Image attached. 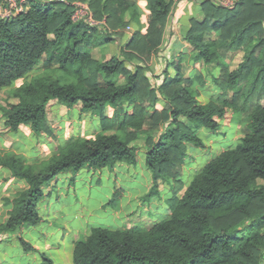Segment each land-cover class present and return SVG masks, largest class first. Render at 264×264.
Wrapping results in <instances>:
<instances>
[{
	"label": "trees",
	"instance_id": "obj_1",
	"mask_svg": "<svg viewBox=\"0 0 264 264\" xmlns=\"http://www.w3.org/2000/svg\"><path fill=\"white\" fill-rule=\"evenodd\" d=\"M74 1L31 0L27 11L0 17V91L43 60L42 72L10 90L0 105V120L12 132L30 124L36 135L51 133L49 105L54 100L68 107L81 104L82 111L98 114L112 106L115 114L103 116L102 128L94 136L71 137L49 158L29 161L23 153L0 150V166L27 183L5 198L11 208L0 223V241L42 221L38 202L60 172L113 169L121 161L131 164L141 144L153 173L147 196L159 194L161 182L179 176L189 144L205 147L198 130L217 131L231 110L232 121L241 125L244 115L249 119L244 134L208 160L183 194L170 198L166 218L148 227L94 226L90 233L76 235L73 260L74 264H261L264 184L258 181H264V103L251 106L248 101L264 98V0H240L234 8L201 0L203 16L192 17L183 29L184 39L194 49L190 60L220 69L212 75L220 90L205 103L194 94L204 88L205 77L196 72L187 76L186 52L168 63L158 86L137 62L146 63L159 50L175 0H144L149 11L146 30L138 1L88 0L95 17L105 19L109 30L104 31L72 21ZM128 26L135 28L129 37ZM113 34L121 42L128 37L119 55L96 49L115 40ZM239 52L242 61L229 69ZM170 65L173 74L168 73ZM160 98L165 101L162 108L157 107ZM124 103L133 108L124 109ZM110 203L115 206V199ZM18 238L30 248L20 234Z\"/></svg>",
	"mask_w": 264,
	"mask_h": 264
},
{
	"label": "rangeland",
	"instance_id": "obj_2",
	"mask_svg": "<svg viewBox=\"0 0 264 264\" xmlns=\"http://www.w3.org/2000/svg\"><path fill=\"white\" fill-rule=\"evenodd\" d=\"M136 1H138L139 10L142 14V20L144 22L143 30H146L145 28L148 25L147 20L149 12L147 9V4L144 0ZM203 10L204 9L201 6V0H175V6L170 15V21H168L169 23L165 30L164 41L161 44L159 50L156 51L151 59L146 63H142L141 61L137 60L138 64L143 66L145 73L151 78V81L153 83L160 84L163 81L165 77L166 65L171 61L174 55L179 53L178 49L185 51L188 54V59L186 60L188 67V64L191 61L190 56L193 54L194 49L188 42L185 41L183 29L190 25L188 21L191 22L192 16L201 18L204 14ZM99 28L102 31H104V29L109 30V27L106 25V23L100 25ZM127 30L131 31L126 28L125 31L127 32ZM113 36L115 37V40L107 42L105 43V45L99 46L96 49L101 50V52H103L104 54L108 53L109 55H119L121 53V46L116 43L118 36L115 34H113ZM126 40L127 37L124 36L122 41L127 42ZM242 59L243 52H239L238 54H236L232 59L231 65H229V69L237 68ZM127 64L129 65V67H135L128 62ZM193 65L189 67V71H186V74H188L187 76L193 73L191 72L193 68H198L197 70L199 72L201 70V72L198 74L202 75H204L205 68L207 70L211 69V75L208 74L207 76H203L205 77V83L203 86L204 88H206L201 89L200 86L198 90L194 92L200 102H205L210 99L213 94L219 92L220 90L214 85V81L211 78L213 75V65H205L202 61L197 62ZM39 66L40 65H38V67ZM42 66L43 65H41L40 67ZM169 69L172 70V67L170 66ZM35 71L39 73L38 68H36L26 74L24 76H27L25 79H29L32 73L36 75L37 73ZM98 79L99 77L92 78L93 81H98ZM23 80L24 79H18L16 81V85H19ZM122 80L123 79H121V81ZM12 88L7 86L0 91V105L5 104V101L8 99V93L10 92V90H12ZM249 90L250 86L247 87L246 91L249 93ZM10 100L13 101L14 99ZM254 100L248 101V105H256L255 102H257V104L264 103V98H258ZM60 105L62 106H59L57 101L55 100L52 101L49 105V115L52 118L51 120L53 122L54 132L56 134H59V132L63 131L62 134L68 137L74 133L75 129L78 131L80 130L82 133L84 132L89 136L96 133V130L94 128H96L98 125V119L96 118H99L98 113L88 112L83 116V119L81 120L82 123L81 121H79L78 123H74L76 122V120L72 119V116L76 115V107L79 105L69 107L68 110L66 109V107L68 106L61 103ZM232 119L233 112L229 110L226 118H224L222 121L223 125H221L217 131H210L205 127L200 128L201 132H204L206 130V134L204 135V138L206 140L205 147L197 150L195 149L190 154L189 149L192 148V146L189 145L188 155L186 157L187 160H185V163L182 167L183 179L175 181L174 178H170L166 180L168 185L165 182H161L159 186L161 188L160 194H157L152 198H143V195L146 192V185L148 181L150 182L152 180L153 173L147 164L145 152L140 151L142 148H146V146L144 144H141V147L137 154V160L129 164L128 166V174L132 175L131 179H128V181H123V177L121 176L122 189L125 188L127 193L121 196L119 201H123V203L126 204L127 207L123 208L126 209V211H121L117 214L115 213L114 210L117 208L116 203H114V206L110 203V201L111 199L116 198V194L106 186H102L99 188H97L96 186H92L94 176H90L88 175V173L78 174V172H70V175H68V179H62L63 177H60L57 185L51 186V195L47 200L48 202H50V205L55 206L53 215L47 220L48 223L51 224V226L46 227L45 231L40 230L35 232L34 239L44 247L46 243L51 246L48 249H44V251L53 260L54 264H70L65 257L68 250L70 249V243L74 244V240L77 234L82 236L84 234H88L92 226L107 225L111 227H148L153 223L166 218L171 212L170 199L167 198L172 193H175L174 189L176 187L179 188L180 194L184 191V186L180 187L181 184H179V182L182 181V184H189L193 175L202 168L203 164L206 161L214 157L217 153L222 151V149L227 148L228 146L235 145V143L240 140V137L246 130L249 119L244 115L242 119V125H240L236 120L233 121L232 124ZM1 139L3 141V145L2 142H0L1 151H14L8 149L15 147V145L12 144L18 142V139L17 137L13 136L9 130H7V128L0 120V140ZM50 141L54 144L57 143L55 142L54 138H50ZM38 143L40 142H36L34 146H36V148L39 149L38 151L41 152L40 155L42 156V158L40 159L48 158L49 155L47 154H50V151H47V149H45L46 151H44V147L41 144L38 145ZM32 148L33 146L26 142L23 147L20 148V153L29 155L33 150ZM116 173H118L117 170ZM114 174L112 175L111 179L102 177L103 181L106 184H109L110 188L119 187V182L116 181ZM58 176L56 175L54 177V180ZM5 183L7 184L6 186H12L13 188H16L17 186V183L11 180L9 171L4 172L3 178H0V216H3L4 210L6 209L4 199L5 195L8 193H6V191L2 187L3 185H5ZM51 183L52 181L48 184V186ZM258 184L263 185L264 181L259 180ZM88 193H92L91 198L87 197ZM161 198H163L164 200L161 201ZM110 205H112L113 207H110ZM103 207L105 209L100 213V209L102 210ZM43 211L44 210H41L42 213ZM126 212L130 213V216H127ZM61 213H64V216H62ZM3 217L5 218V216ZM58 226H61V228H57ZM56 230L58 231L55 232ZM66 231H69V236H66L67 234H64V232ZM21 233L22 230L20 233L10 232L4 239L7 238L9 240L10 238L17 237L18 241L21 243L18 238V234L22 236ZM72 233L74 236L72 235ZM14 249L15 253H18L19 249H16V247H14ZM9 260H12L13 262H10ZM0 264H20L19 262H17V256H14L12 247L8 242H0ZM261 264H264V259L261 261Z\"/></svg>",
	"mask_w": 264,
	"mask_h": 264
},
{
	"label": "crops",
	"instance_id": "obj_3",
	"mask_svg": "<svg viewBox=\"0 0 264 264\" xmlns=\"http://www.w3.org/2000/svg\"><path fill=\"white\" fill-rule=\"evenodd\" d=\"M2 0H0V2H1ZM193 17V16H192ZM169 19H170V17H169ZM168 19V21H170ZM189 23H191L190 21H188ZM169 23V22H168ZM168 23H167V25H168ZM132 27V26H131ZM134 29L135 28H133L132 27V30L134 31ZM146 29V28H145ZM163 41H164V39H163ZM186 41V40H185ZM116 43L118 44V45H124L126 42H121V40H120V38H118L117 39V41H116ZM163 43V42H162ZM161 46V45H160ZM179 50V53H177L176 55H174V57L172 58V59H174V58H176V57H178L180 54H182L183 52H185V51H182V50H180V49H178ZM155 54V53H154ZM153 54V55H154ZM152 55V56H153ZM171 59V60H172ZM200 61H202V60H199V61H196L195 63H193V61H190V65H189V67L191 66V65H193V64H196L197 62H200ZM203 62V64H205L206 65V63L204 62V61H202ZM40 63H42V64H40ZM169 63V62H168ZM231 63H232V61H230V63H229V65H231ZM38 65H43V60L42 61H40L39 63H38ZM38 67L37 66V68H38V72L40 73V72H42V70H43V66L42 67ZM167 66H168V64L166 65V68H167ZM171 66V65H170ZM170 66L168 67V73L169 74H173L174 73V68H173V66H171L172 67V70H170L169 68H170ZM194 66V65H193ZM189 67H188V71H189ZM165 68V69H166ZM193 68V67H192ZM212 68H213V74H216V75H218L219 74V67L216 65V64H214L213 66H212ZM198 68H193L192 70H191V72H193V73H200L201 72V70H200V72L197 70ZM205 71H204V76H207L208 74H210L211 75V73H210V71H208L206 68L204 69ZM36 73H37V71H35ZM189 73V72H188ZM192 73V74H193ZM38 74V73H37ZM192 74H189V75H192ZM34 74L32 73V75H30V78L33 76ZM188 75V74H187ZM27 77V76H26ZM26 77H23V78H20V79H24V80H30V78L29 79H25ZM212 79H213V77H211ZM151 79V78H150ZM18 80V79H17ZM17 80H15L14 82H13V84L11 85V86H8V87H13V88H15V87H17L18 85H16V81ZM24 80L21 82V83H23L24 82ZM20 83V84H21ZM151 83L152 84H154V85H160V84H156V83H153L152 81H151ZM19 84V85H20ZM206 88V87H205ZM204 88V89H205ZM209 100V99H208ZM206 102V101H205ZM204 102V103H205ZM58 103V102H57ZM164 103H165V101L163 100V99H161L160 98V100L158 101V104H157V107L158 108H162L163 107V105H164ZM58 105L59 106H62V105H60V103H58ZM79 106H77L76 108V115H74V116H72V119H74V120H76V122H74V123H78L79 121H81L82 119H83V116L85 115V114H87L88 112H84V111H82V109H81V104H78ZM123 107H124V109H127V110H131L132 108H133V105L132 104H129V103H124L123 105H122ZM121 107V106H120ZM66 109L68 110L69 109V107H66ZM115 109L112 107V106H108L107 107V109L105 110V112L103 113V114H99L98 116H99V118L98 117H96L97 119H98V125H97V127L96 128H94L95 130H96V133L97 132H99L100 130H101V128H102V119H103V116L105 115V116H109V117H112L114 114H115ZM49 117H50V115H49ZM226 118V117H225ZM50 119H52L51 117H50ZM222 121H223V119H222ZM51 122H52V120H51ZM81 123H82V121H81ZM65 124V123H64ZM232 124H233V121H232ZM223 125V124H222ZM242 125V124H241ZM51 126H52V132L51 133H47V132H43L42 134H40V135H36L35 133H34V131L32 130V128H31V125L30 124H23V125H21L20 126V128H19V130L17 131V132H12V131H10L9 130V128H7V130H9L11 133H12V135L13 136H15V137H17V139H18V142H16V143H14V144H12V145H15V147H13V148H9L8 150H14L15 152H18V153H20V148L21 147H23V145L27 142V143H29V144H31L32 146H33V150L30 152V154L29 155H27V154H25L26 155V157L28 158V160L29 161H35V160H38V159H40V158H42V156L40 155V153L41 152H39L38 150L39 149H37L36 148V146H34L35 145V143L36 142H40V143H38V145H42L44 148V151H46L45 149H47V151H50V154H47V155H49V157H51L52 156V154H53V152H54V150H55V148H56V145H58V144H65L71 137H77V136H80V135H83V136H87V137H92V136H94V135H91V136H89V135H87V134H85L84 132V134L79 130H74V133L73 134H71L70 136H68V137H66V136H64V134H62L63 133V131H61V132H59V134H56L55 132H54V125H53V122H52V124H51ZM229 126V125H228ZM89 127V126H88ZM200 132H201V129H199L198 130V134L203 138V140L205 141V143H206V140H205V138H204V135L206 134V130L204 131V132H201V134H200ZM82 133V134H81ZM35 136V137H34ZM34 137V138H33ZM2 138V137H1ZM50 138H54L55 139V142H57V143H52L51 141H50ZM0 142H2V145H3V141H2V139L0 140ZM237 143V142H236ZM235 143V144H236ZM189 145H191L192 146V148H190L189 149V151H190V154H191V152H193L195 149L197 150V149H200V148H197V147H195V146H193L192 144H189ZM233 146V145H232ZM11 147V146H10ZM228 147H230V146H228ZM225 149V148H224ZM223 150V149H222ZM140 151H143V152H145V154H147V150H146V148H142ZM46 155V156H47ZM48 157V158H49ZM187 160V159H186ZM210 160V159H209ZM146 161H147V159H146ZM207 162V161H206ZM205 162V163H206ZM126 162H123V161H121V162H117L116 164H115V166H114V169L113 170H109V168L108 167H105V168H102V169H97V168H93V167H84V168H82L80 171H78V174H80V173H88V175H90V176H94L93 177V183H92V186H96L97 188H99V187H102V186H106L108 189H110V190H112L113 191V193H115L116 194V198H115V203H116V209H117V211H116V209L114 210L115 211V213L117 214V213H119V212H121V211H126V209H123L124 207H127L126 206V204H124L123 203V201L122 202H120L119 201V199H120V197L121 196H123L124 194H126L127 192H126V190H125V188L124 189H122V182H121V176L123 177V181H128V179H131V177H132V175H129L128 174V166H129V164L128 163H126ZM185 163V162H184ZM204 163V164H205ZM203 164V165H204ZM182 167H183V165H182ZM182 167H181V172H180V174H179V176L175 179V181H178V180H181V179H183V174H182ZM203 167V166H202ZM116 170H117V172L119 173H116ZM0 178L2 177L3 178V174H4V172H7V171H9L8 169H6V168H4V167H1L0 166ZM198 172V171H197ZM9 173H10V177H11V180L12 181H14V182H16L17 183V186H16V188H13L12 186H6L7 184L5 183V185H3L2 187H3V189L6 191V193H8V194H6L5 195V198L6 197H11V196H13L17 191H19V190H21V189H23V188H25V187H27V183L24 181V180H21V179H18V178H16V177H13L12 175H11V172L9 171ZM70 172H60L57 176V178L54 180H52V183L49 185V186H46L45 188H44V197L38 202V210H39V213H40V215H41V217H42V221L38 224V225H35V226H33V225H30V226H25V227H23V229H22V237L28 242V244H30V248L29 249H26L23 245H22V243H20L19 241H18V239H17V237L15 238V237H13V238H10L9 240L6 238V239H3V240H1L0 242H8L9 243V245L12 247V250H13V252H14V256H17V262H19L20 264H31V263H38V264H48L49 262H48V260L50 261V263L49 264H54V262H53V260L46 254V252L44 251V249H48V248H50L51 246L48 244V243H46V245H45V247L44 246H42L38 241H36L34 238H35V232H37V231H45L46 230V227H50L51 226V224L50 223H48V218L49 217H51L52 215H53V212H54V208H55V206L54 205H50V202H48L47 200H48V198H49V196L51 195V191H50V189H51V186H55V185H57V183H58V180L60 179V177H63L62 179H68L69 178V176L68 175H70L69 174ZM115 173V174H114ZM114 174V177H115V179H116V181H118L119 183V187H117V188H110V186H109V184H106L104 181H103V179H102V177H107V179H111V177H112V175ZM192 179V178H191ZM191 181V180H190ZM166 184H167V182L166 181H164ZM152 184H153V176H152V180L149 182L148 181V183H147V185H146V192H145V194L143 195V198L145 197H148L147 196V193L149 192V190H150V188H151V186H152ZM163 184V183H162ZM179 184H181V186L180 187H182V186H184V189L183 190H185L186 189V187L188 186V183H186V184H182V181H180L179 182ZM168 185V184H167ZM165 187H167V186H165ZM165 187H162V188H165ZM7 188H8V191H7ZM160 188V187H159ZM2 189V188H1ZM160 190H161V188H160ZM175 190V193L173 194H171L167 199H170L171 197H173V195H175V194H178V195H181V194H183V192L180 194V190H179V188H175L174 189ZM89 192V191H88ZM87 193V192H86ZM129 193V192H128ZM160 194V193H159ZM157 194H155V195H152V196H150V197H148V198H152V197H154V196H156ZM91 196H92V193H88L87 194V197L88 198H91ZM77 200H79V199H77ZM162 200H164L163 198H161V201ZM4 201H5V199H4ZM123 203V204H122ZM6 205V209L4 210V213H3V216H5V214L7 213V211L11 208V205H9V204H5ZM110 207H113L112 205H110ZM145 208V207H144ZM100 209V208H99ZM105 208L103 207L102 208V210L100 209V213H101V211L103 212V210H104ZM41 210H44L43 211V213L41 212ZM126 214H127V216H130V213H127L126 212ZM61 215L62 216H64V213H61ZM3 216H0V223H2V222H4V220H5V218L3 217ZM103 216H106V215H103ZM154 224V223H153ZM103 226H107V225H103ZM94 226H92L91 227V229L93 228ZM107 227H110V228H122V229H127V228H130L129 226H125V227H111V226H107ZM57 228H61V226H58ZM91 229H90V232H91ZM58 230H56L55 232H57ZM68 232V233H67ZM89 232V233H90ZM64 234H67L66 236H69L70 235V233H69V231H66V232H64ZM72 235H73V233H72ZM74 236V235H73ZM14 247H16V249H19L18 250V253H15V249H14ZM73 251H74V244L73 243H70V249L68 250V252H67V254H66V259L69 261V263L70 264H74V260H73ZM47 258V259H46ZM71 258H72V260H71ZM10 262H13L12 260H9Z\"/></svg>",
	"mask_w": 264,
	"mask_h": 264
},
{
	"label": "built area",
	"instance_id": "obj_4",
	"mask_svg": "<svg viewBox=\"0 0 264 264\" xmlns=\"http://www.w3.org/2000/svg\"><path fill=\"white\" fill-rule=\"evenodd\" d=\"M68 3V0H62ZM215 4L225 7V8H234L240 0H211ZM31 0H2L0 2V17L10 18L25 12L28 10L30 6ZM73 10L71 13V19L74 22L84 21L90 25L100 26L105 24V20H98L93 10L89 4V2L84 0H76L72 3ZM127 36H131L133 34V30L131 26H128ZM127 37V38H128Z\"/></svg>",
	"mask_w": 264,
	"mask_h": 264
}]
</instances>
